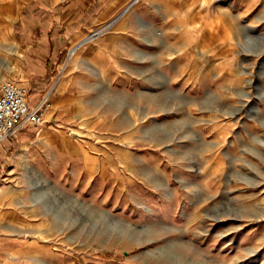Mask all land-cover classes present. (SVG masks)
I'll return each mask as SVG.
<instances>
[{
  "label": "rangeland",
  "instance_id": "1",
  "mask_svg": "<svg viewBox=\"0 0 264 264\" xmlns=\"http://www.w3.org/2000/svg\"><path fill=\"white\" fill-rule=\"evenodd\" d=\"M11 1L10 37L31 19V38L48 34L58 53L38 74L33 54L9 52L0 84L21 86L29 101L37 84L63 86L69 104L56 106L52 90L38 100L51 99L44 118L65 151L49 184L27 179L20 232L0 212V264H264V36L255 26L198 0L219 35L196 43L177 1L128 10L131 0Z\"/></svg>",
  "mask_w": 264,
  "mask_h": 264
},
{
  "label": "crops",
  "instance_id": "2",
  "mask_svg": "<svg viewBox=\"0 0 264 264\" xmlns=\"http://www.w3.org/2000/svg\"><path fill=\"white\" fill-rule=\"evenodd\" d=\"M139 1L131 0L126 9L128 10L131 6L138 4ZM167 1H177L180 5L182 4L183 12L180 18L184 20V23L186 22L184 27L190 26L195 30V33L192 35L193 42L206 41V35L211 40L212 36L218 34L214 28L216 17L215 19L208 17L201 20L200 9L203 8L202 2L200 4L198 0ZM237 1L216 0L217 4H221L217 8V12L225 19L236 18L244 20L246 24L255 26L258 35L264 36V0H244L242 6H237ZM16 10L18 11V7L11 0H0V60L9 58V52L12 53L13 58L14 56L25 57L27 54H33L36 60L31 64V71L29 72L46 74L49 71L50 61L58 53V47L49 39L48 34L38 40H33L31 36L33 29H35L36 21L25 18L21 20L17 35L13 36L15 41H11L13 37H10L8 25L10 19L15 21L14 12L16 13ZM224 25L227 27L231 26L229 23H224ZM98 34L99 32L93 34L89 39L96 37ZM79 37L76 36L73 39H81ZM4 67L5 69L8 68L7 63ZM27 87L29 88V86ZM49 90H52L51 96L54 95V91L55 93L61 92V99L58 101L53 98V103L57 102L59 105L63 103L61 105L62 108L68 106V102H61L67 98L62 93L63 86H59L56 91L55 86H40V84L33 86V89H31L34 98L30 101L27 98L28 104L32 106L36 105L43 92ZM58 104L56 105L55 103L56 106ZM71 107L73 108L72 105ZM49 123L51 122L46 117L44 118L43 115V125L41 127L23 130L0 143V212L6 211L16 217L17 225L14 230H17V232H20V228L26 226L25 189L29 185L27 179H37L39 181L37 185L49 184L55 174L53 171V163L57 160L55 156L58 151L62 154L65 151L64 147L52 145L58 136L50 130L51 128L47 125ZM6 141H10V145H7ZM27 219H33V223H35L34 221H38L35 217ZM21 250L23 248L17 247L16 250L10 253V256H12L11 260L19 257L18 255L21 254Z\"/></svg>",
  "mask_w": 264,
  "mask_h": 264
},
{
  "label": "built area",
  "instance_id": "3",
  "mask_svg": "<svg viewBox=\"0 0 264 264\" xmlns=\"http://www.w3.org/2000/svg\"><path fill=\"white\" fill-rule=\"evenodd\" d=\"M50 106L49 99L30 106L25 89L11 82L0 86V143L18 132L43 125V115Z\"/></svg>",
  "mask_w": 264,
  "mask_h": 264
}]
</instances>
